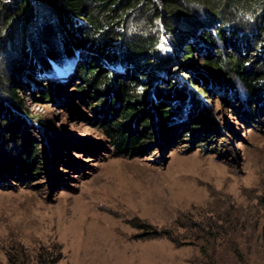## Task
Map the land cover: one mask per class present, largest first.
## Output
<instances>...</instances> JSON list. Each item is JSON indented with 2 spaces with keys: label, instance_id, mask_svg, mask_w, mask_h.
Wrapping results in <instances>:
<instances>
[{
  "label": "rangeland",
  "instance_id": "rangeland-1",
  "mask_svg": "<svg viewBox=\"0 0 264 264\" xmlns=\"http://www.w3.org/2000/svg\"><path fill=\"white\" fill-rule=\"evenodd\" d=\"M246 33L203 50L196 44L193 68L170 58L160 62L179 66L166 74L181 92L190 89L193 100L184 107L174 99L175 123L182 124L172 135L144 137L135 148H119L103 132L99 120L111 112L91 105L96 88L80 90V52L67 64L25 68L32 76L20 74L17 99L0 93L14 109L0 115L21 117L0 148L18 152L33 140L40 166L15 176L0 168V264H7L4 247L19 242L28 252L60 245L55 264H264V82L257 83L262 95L252 106L231 68L227 79L204 72L206 59H221L225 69L228 54L237 51L245 67H264ZM197 69L207 79L192 83ZM145 82L155 84L134 81L139 91ZM45 89L51 95L43 99ZM19 99L24 112L17 110ZM187 120L198 129L186 134ZM162 228L176 239L151 234Z\"/></svg>",
  "mask_w": 264,
  "mask_h": 264
},
{
  "label": "trees",
  "instance_id": "trees-1",
  "mask_svg": "<svg viewBox=\"0 0 264 264\" xmlns=\"http://www.w3.org/2000/svg\"><path fill=\"white\" fill-rule=\"evenodd\" d=\"M243 31H247L248 45L260 49L258 55L264 56V0H0V64H4L0 93L16 100L15 85L20 74L24 78L32 76L31 72L22 73L25 68L33 63L46 68L55 63L67 64L80 52L83 60L77 70L85 82L79 84L80 90L86 91L84 86L96 88L89 93L91 105L111 112V117L105 114L99 120L103 132L115 146L135 148L144 137L156 140L167 130L172 135L178 117V105L172 106L174 99L184 107L193 100L190 89L184 87L181 92L171 75L166 74L181 70L179 66L162 68L160 62L170 58V62L176 60L192 67L196 44L203 50L221 42L232 43L233 35ZM228 59L225 69L221 59H206L208 70L204 72L212 71L216 78L220 74L227 79V68H231L247 88L246 100L255 105L256 98L262 95L256 90L257 83L264 82L263 63L245 67L244 56L238 51L230 52ZM119 67L124 71L117 70ZM163 72L165 76H159ZM204 72L190 77V82L207 79ZM158 76L162 83L156 82ZM140 79L155 80V84L148 87L145 82L139 91L141 85L136 86L134 81ZM202 90L207 89L203 86ZM50 95L47 89L40 93L43 99ZM3 99L0 95V111L13 113L11 102ZM20 100L17 110L24 112L27 105ZM13 118L0 115V147L12 136L16 123L21 122V117ZM187 121L186 134L198 129L199 124ZM200 136L206 138L207 134L201 132ZM29 142L18 152L10 149L11 153H3L0 148V168L10 171L3 175L15 176L18 169L37 170L40 165L35 164L39 160L36 143ZM151 234L176 239L168 228L155 229ZM17 244L4 247L7 264H55L62 254L60 245L40 244L28 252L27 246Z\"/></svg>",
  "mask_w": 264,
  "mask_h": 264
}]
</instances>
